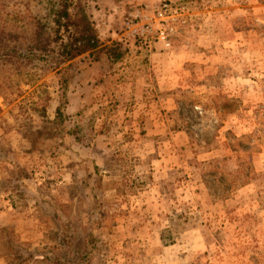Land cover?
Wrapping results in <instances>:
<instances>
[{"label":"rangeland","instance_id":"rangeland-1","mask_svg":"<svg viewBox=\"0 0 264 264\" xmlns=\"http://www.w3.org/2000/svg\"><path fill=\"white\" fill-rule=\"evenodd\" d=\"M125 1L81 0L102 48L60 64L63 0H0L34 55L0 60V264H264V0Z\"/></svg>","mask_w":264,"mask_h":264},{"label":"trees","instance_id":"trees-1","mask_svg":"<svg viewBox=\"0 0 264 264\" xmlns=\"http://www.w3.org/2000/svg\"><path fill=\"white\" fill-rule=\"evenodd\" d=\"M53 24V40L51 41L54 48H42L38 59H46L47 49L54 53V57L60 64L70 63L76 58L93 53L102 48V44L98 38L97 30L91 21L89 7L81 5V0H63L60 8L52 14ZM34 56L31 51L26 54L13 52L0 55V60L26 58L30 59ZM61 230V227H60ZM64 234L59 235V244L65 243ZM61 237V238H60ZM12 243L9 244V248ZM51 252H44L40 255L29 254L30 258L39 259L40 261H48L50 264L57 263L59 260L51 258Z\"/></svg>","mask_w":264,"mask_h":264},{"label":"built area","instance_id":"built-area-1","mask_svg":"<svg viewBox=\"0 0 264 264\" xmlns=\"http://www.w3.org/2000/svg\"><path fill=\"white\" fill-rule=\"evenodd\" d=\"M126 2L125 0H122V3ZM147 9V8H145ZM162 8L160 10V12H157V15L159 17L162 16ZM143 18L144 15L140 14L139 12H135L133 14L129 15V18L126 19L125 23H124V29L126 30L127 34H130L133 36V38L139 40V41H143L144 43L147 42L149 36L152 34L150 28L152 27V24L150 23H145V24H139L136 23L135 20L137 18ZM155 41H157L158 43L163 44V46L165 48H168L170 46L168 39H167V35L165 33L164 30H162V26L161 28H158L156 31V35H155ZM151 43V42H148Z\"/></svg>","mask_w":264,"mask_h":264},{"label":"crops","instance_id":"crops-1","mask_svg":"<svg viewBox=\"0 0 264 264\" xmlns=\"http://www.w3.org/2000/svg\"><path fill=\"white\" fill-rule=\"evenodd\" d=\"M108 3V2H107ZM94 4V3H93ZM109 4V3H108ZM95 6L96 5H98V4H94ZM111 7V6H110ZM114 7L116 8V6H115V4H114ZM102 9L103 10H106L104 7H102L101 5H99L98 6V8L96 9V10H100V11H102ZM93 20V19H92ZM94 21H97L96 19L94 20ZM97 26H98V28H100V27H103V31L105 32V29L108 31V29H110L111 27H110V23H109V21H104L102 24L101 23H99V25H98V23L96 24ZM96 26V27H97ZM112 34H110L109 32H108V35L106 36V37H109V36H111ZM102 39V38H101ZM85 55V54H84Z\"/></svg>","mask_w":264,"mask_h":264}]
</instances>
